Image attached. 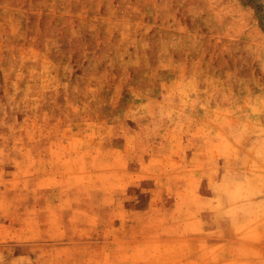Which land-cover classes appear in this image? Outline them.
Returning <instances> with one entry per match:
<instances>
[{
  "label": "rangeland",
  "instance_id": "374dc122",
  "mask_svg": "<svg viewBox=\"0 0 264 264\" xmlns=\"http://www.w3.org/2000/svg\"><path fill=\"white\" fill-rule=\"evenodd\" d=\"M0 264H264V0H0Z\"/></svg>",
  "mask_w": 264,
  "mask_h": 264
},
{
  "label": "bare ground",
  "instance_id": "6f19581e",
  "mask_svg": "<svg viewBox=\"0 0 264 264\" xmlns=\"http://www.w3.org/2000/svg\"><path fill=\"white\" fill-rule=\"evenodd\" d=\"M5 70V69H4Z\"/></svg>",
  "mask_w": 264,
  "mask_h": 264
}]
</instances>
